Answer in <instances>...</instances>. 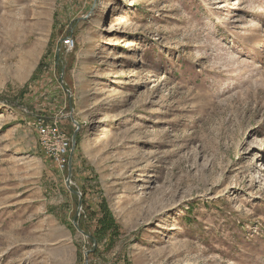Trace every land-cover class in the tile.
Masks as SVG:
<instances>
[{
	"label": "rangeland",
	"instance_id": "rangeland-1",
	"mask_svg": "<svg viewBox=\"0 0 264 264\" xmlns=\"http://www.w3.org/2000/svg\"><path fill=\"white\" fill-rule=\"evenodd\" d=\"M0 264H264V0H0Z\"/></svg>",
	"mask_w": 264,
	"mask_h": 264
},
{
	"label": "built area",
	"instance_id": "built-area-1",
	"mask_svg": "<svg viewBox=\"0 0 264 264\" xmlns=\"http://www.w3.org/2000/svg\"><path fill=\"white\" fill-rule=\"evenodd\" d=\"M65 43L70 46L71 44H74L73 40L68 37L65 40ZM37 126L39 128V133H40V138L43 140V143L46 147H54L55 145L52 144V142H48L47 137H54V142L58 141L59 142V147L56 148L57 151L53 152V155L56 156L57 160L60 161H65V152H67L68 147H70L71 143V138L67 136V133L64 132L59 124L58 119L48 121L44 118H39ZM50 141V140H49ZM55 148V147H54ZM59 150L61 152H59Z\"/></svg>",
	"mask_w": 264,
	"mask_h": 264
},
{
	"label": "water",
	"instance_id": "water-1",
	"mask_svg": "<svg viewBox=\"0 0 264 264\" xmlns=\"http://www.w3.org/2000/svg\"><path fill=\"white\" fill-rule=\"evenodd\" d=\"M75 122H76V121H75ZM76 124H77V122H76ZM77 125H78V124H77ZM78 129H79V127H78L77 130L74 132L73 137H72L73 150H74V148L76 147V142H77V141H76V135H77V131H78ZM72 173H73V166H72V157H71L70 162H69L68 183H70V181H71ZM74 192L77 193V194H80L79 191L74 190ZM81 207H82V202H81V199H80V202H79V211H80ZM75 225H76V227H77V229H78L79 231H81L83 234L87 235V234H86V233H85V232L79 227V225H78V223H77L76 221H75Z\"/></svg>",
	"mask_w": 264,
	"mask_h": 264
},
{
	"label": "trees",
	"instance_id": "trees-1",
	"mask_svg": "<svg viewBox=\"0 0 264 264\" xmlns=\"http://www.w3.org/2000/svg\"><path fill=\"white\" fill-rule=\"evenodd\" d=\"M100 227L103 231L118 230V225L108 215H103L100 218ZM84 229H86L84 227Z\"/></svg>",
	"mask_w": 264,
	"mask_h": 264
}]
</instances>
